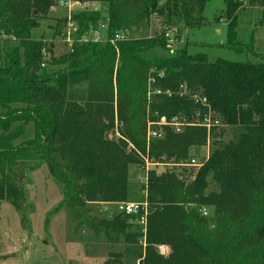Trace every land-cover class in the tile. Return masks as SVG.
Masks as SVG:
<instances>
[{"label":"trees","instance_id":"1","mask_svg":"<svg viewBox=\"0 0 264 264\" xmlns=\"http://www.w3.org/2000/svg\"><path fill=\"white\" fill-rule=\"evenodd\" d=\"M79 1L102 3L106 16L102 7L73 12V42L57 57L54 43L32 35L52 0H0V202L24 209L20 182L42 164L62 183L68 205L126 200L129 166L141 159L127 152L121 138L153 160L168 157L176 164H190L192 148L208 144L206 129L196 126L181 133L167 128L164 137L148 141L147 106L154 119L157 113H211L220 125L210 130L209 154L198 168L150 172L146 227L142 210L114 214L101 225L119 231L134 218L139 231L146 229L143 264H264V53L247 48V61H210L206 54H191L188 45L173 49L167 35L174 30L180 40L186 29L202 26L208 0ZM225 5L229 47L244 50L237 40L239 12L250 5L264 9V0ZM153 17L161 23L159 34L110 42ZM102 23L105 40H86ZM154 50L171 53L149 56ZM194 94L207 98V106ZM30 123L33 137L27 135ZM116 128L121 138L108 141ZM202 207L211 208L209 218ZM139 233L129 237L130 244L143 238ZM160 244L169 246L167 256L155 248ZM139 253L134 248L132 260L118 254L115 262L135 264Z\"/></svg>","mask_w":264,"mask_h":264},{"label":"rangeland","instance_id":"2","mask_svg":"<svg viewBox=\"0 0 264 264\" xmlns=\"http://www.w3.org/2000/svg\"><path fill=\"white\" fill-rule=\"evenodd\" d=\"M60 1L52 0L53 6L48 16L41 21L40 27L33 30L32 34L36 39L44 38L45 42L54 43V53L57 57L67 52L70 45L66 36L70 27L68 23L64 24L63 20L69 18L73 12L82 10L78 8V5L69 8L60 4ZM101 4L91 2L89 8L102 7L103 15L106 16L105 6ZM225 8V0H208L204 11L205 23L202 26L186 29L182 38L176 41L172 48L188 45L191 54H206L210 61L218 58L236 62L247 61L249 59L247 48L264 53V9L250 5L239 12L237 40L245 44L246 49L238 51L229 47L228 25L223 16ZM160 28V21L153 17L145 27L134 30L129 36L132 38L152 37L159 34ZM96 31H100L102 38L105 39L106 32L96 27L91 28L88 38L93 37ZM172 31L170 32L171 37L174 36V30ZM170 53L169 50H154L149 53V56L169 55ZM47 58L50 59V56L47 55ZM151 82L152 79H149L147 84L148 100L153 99L154 89ZM191 97L197 101L195 94ZM180 117L186 116L181 114ZM193 117L194 114L192 117H186L189 123H195L190 126L205 128L208 133V144L196 146L191 150L194 159L201 162L209 154L210 131L201 125L204 117ZM147 118L148 130V122L156 120L150 114L149 106H147ZM121 126L119 123V130ZM27 129V135L33 137V123H30ZM118 129L116 128V133L115 131L112 133L114 135L107 137L108 141L116 143L119 141L121 136L117 133ZM169 129L173 132L171 128ZM166 133L167 128H163V135L165 136ZM121 139L127 143V152H135L141 159V163L129 166L127 199L92 201L85 208H77L67 204L62 183L52 175L46 164L37 166L34 170L29 169L24 175V180L20 182L26 190L24 209L18 210L8 201L0 202V264H109V262L116 264L118 254H124L123 258L126 261L129 258L132 260L131 253L134 248H138L142 253L141 258H135V264H143L148 245L146 236H144L146 231L145 229L138 230L134 218L125 222L124 231L107 229L101 223L110 222L114 214H120L122 211L118 205L123 202L147 201L146 183L150 172L156 170L158 174H161L174 168L182 172V167L192 170L198 167L186 161L176 164L168 157L153 160L139 151L126 137ZM22 140L20 139L16 144ZM205 209L207 215L203 214ZM200 211L206 218L211 216V208L202 207ZM147 213H149V204ZM138 232L143 233V238L139 236L138 243L130 244L129 237H134ZM161 245L165 244L156 245L155 248L159 254L167 256L170 253L169 246L166 245L167 253L163 254L160 251ZM113 259L115 260L112 263Z\"/></svg>","mask_w":264,"mask_h":264},{"label":"built area","instance_id":"3","mask_svg":"<svg viewBox=\"0 0 264 264\" xmlns=\"http://www.w3.org/2000/svg\"><path fill=\"white\" fill-rule=\"evenodd\" d=\"M244 1V0H241ZM91 2H81L79 0H61L60 4L67 6L69 8L74 7L75 5H78L79 9L82 10H93V9H97V8H89ZM69 27L70 29L67 32V41L71 44L73 42V32L74 30L77 29V26L75 25L74 22L70 21V16H69ZM107 28V24L106 23H102L99 26V29H103L105 30ZM89 36V35H88ZM167 36H169L170 38V44L172 46L175 45L176 41H178V39H176L174 36L171 37L170 34H168ZM131 37L128 34H124V33H117L111 40L110 42L113 45H116V43L118 41H124V40H128ZM86 40H90V41H94V42H102L105 39L102 38L100 31H96L93 37H86ZM154 82V80L152 81ZM151 82V83H152ZM157 93H161L160 90L156 91ZM165 95H170V93H165ZM196 99L197 101H200L202 104L207 105V98L205 97H200L199 95H196ZM195 124L194 122L189 123V121L186 119V117L181 118L180 116H167V115H160L157 113V117L156 120H151L148 122V130H147V139L148 141H151L154 138H162L164 137L163 135V128H171L174 132L180 133L183 132L184 129L190 125ZM201 125H203L204 127L208 128V130L210 131L212 129V127L214 126H219L220 122L219 120L213 115V114H208V116H204V118H202V123ZM190 165L192 166H198L199 162L196 159H192L190 162ZM118 208L122 211L125 212L127 214H138L141 210L143 211V216L140 219V223L142 225H144L146 227V223H147V210H148V202H142V203H138V202H123L121 204L118 205ZM204 215H207V210L205 209L203 211ZM146 230V229H145ZM145 243V242H144ZM160 251L165 254L167 253V246L166 245H161L160 246Z\"/></svg>","mask_w":264,"mask_h":264}]
</instances>
